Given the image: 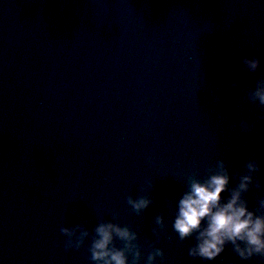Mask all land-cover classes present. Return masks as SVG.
Here are the masks:
<instances>
[{
    "label": "water",
    "instance_id": "water-1",
    "mask_svg": "<svg viewBox=\"0 0 264 264\" xmlns=\"http://www.w3.org/2000/svg\"><path fill=\"white\" fill-rule=\"evenodd\" d=\"M259 80L264 0H0V264H93L106 222L137 234L139 264L154 247L156 264H264L231 245L194 260L195 234L172 227L188 178L220 160L229 189L258 162L261 188L244 199L259 207L264 106L247 98ZM143 195L153 203L137 214L127 198ZM77 224L90 235L65 250L60 229Z\"/></svg>",
    "mask_w": 264,
    "mask_h": 264
},
{
    "label": "clouds",
    "instance_id": "clouds-1",
    "mask_svg": "<svg viewBox=\"0 0 264 264\" xmlns=\"http://www.w3.org/2000/svg\"><path fill=\"white\" fill-rule=\"evenodd\" d=\"M244 66L250 72H256L260 67V59L244 58ZM233 87H236L233 81ZM248 100L264 106V80H259L255 88L249 92ZM244 131L250 125L241 122ZM246 171L238 173V183L229 189L232 179L223 160L210 168L204 178L191 176L188 178L187 190L179 199L173 230L181 241L195 234L196 243L188 249V255L195 259L213 262L219 257L228 245L242 260L250 261L253 257L264 258V198L259 199L256 212L249 210L244 194L251 190L253 184L261 188L255 179L260 170L257 161L250 160L245 165ZM151 185V181L148 182ZM226 200L222 193L229 192ZM127 203L137 214L147 209L152 199L147 196L133 198L129 196ZM78 209L73 208L72 214L77 215ZM259 213V214H258ZM153 232L159 239V229L163 226V217L156 216ZM61 233L67 238L65 250H79L89 237L90 233L82 225L62 227ZM123 242V248H117L115 240ZM137 234L128 227L113 222L100 223L94 229V235L88 246L89 258L93 264H139L141 250L135 243ZM164 260L165 254L161 248L154 247L147 256L146 264H156L157 258Z\"/></svg>",
    "mask_w": 264,
    "mask_h": 264
}]
</instances>
